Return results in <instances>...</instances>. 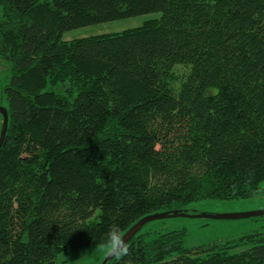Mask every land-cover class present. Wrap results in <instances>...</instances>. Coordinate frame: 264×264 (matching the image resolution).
<instances>
[{
	"label": "trees",
	"instance_id": "trees-1",
	"mask_svg": "<svg viewBox=\"0 0 264 264\" xmlns=\"http://www.w3.org/2000/svg\"><path fill=\"white\" fill-rule=\"evenodd\" d=\"M0 6V62L9 74L0 264H55L67 250L100 244L113 223L125 234L149 214L259 193L264 0ZM151 13L161 18L64 39ZM2 121L0 114V133ZM143 229L130 255L108 264H264V232L187 248L185 229Z\"/></svg>",
	"mask_w": 264,
	"mask_h": 264
},
{
	"label": "rangeland",
	"instance_id": "rangeland-1",
	"mask_svg": "<svg viewBox=\"0 0 264 264\" xmlns=\"http://www.w3.org/2000/svg\"><path fill=\"white\" fill-rule=\"evenodd\" d=\"M2 8L0 6V15ZM161 18V13H151L142 16L91 25L75 29L64 34L65 40L84 38L92 35L110 34L122 32L131 28L143 25L151 19ZM6 66V67H5ZM8 63L0 62V106H7V100L3 89L9 76L7 72ZM184 208L190 211L191 215H220L239 214L264 210V182L258 194L250 198H238L223 200L219 198L193 201ZM186 231L185 245L187 248H196L215 243H226L237 240L251 232H264V216L245 219H211L196 217H174L158 220L147 224L143 231L169 232L174 230ZM96 246L87 249L72 251L67 250L60 254L55 264H101L106 255L103 252L95 251ZM236 249L234 252H240Z\"/></svg>",
	"mask_w": 264,
	"mask_h": 264
},
{
	"label": "water",
	"instance_id": "water-1",
	"mask_svg": "<svg viewBox=\"0 0 264 264\" xmlns=\"http://www.w3.org/2000/svg\"><path fill=\"white\" fill-rule=\"evenodd\" d=\"M0 114L3 117L2 121V129L0 133V149L2 148L7 131L9 126V112L6 107L0 106ZM264 216V210L256 211V212H248V213H239V214H220V215H208V214H200V215H191L187 211H169V212H160L149 214L142 219H140L137 223H135L125 234V242L129 243L147 224L158 221L164 220L168 218L174 217H198V218H211V219H245V218H254ZM114 260L113 257H108L104 259L101 264H108V262Z\"/></svg>",
	"mask_w": 264,
	"mask_h": 264
},
{
	"label": "clouds",
	"instance_id": "clouds-1",
	"mask_svg": "<svg viewBox=\"0 0 264 264\" xmlns=\"http://www.w3.org/2000/svg\"><path fill=\"white\" fill-rule=\"evenodd\" d=\"M95 251L103 252L106 256L113 257L115 260H121L130 255L129 245L125 242L124 229L119 223H113L109 226ZM126 264H131V261H127Z\"/></svg>",
	"mask_w": 264,
	"mask_h": 264
}]
</instances>
